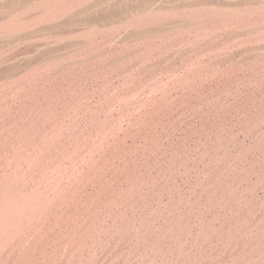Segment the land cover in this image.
Returning <instances> with one entry per match:
<instances>
[{"label":"rangeland","instance_id":"obj_1","mask_svg":"<svg viewBox=\"0 0 264 264\" xmlns=\"http://www.w3.org/2000/svg\"><path fill=\"white\" fill-rule=\"evenodd\" d=\"M0 264H264V0H0Z\"/></svg>","mask_w":264,"mask_h":264}]
</instances>
